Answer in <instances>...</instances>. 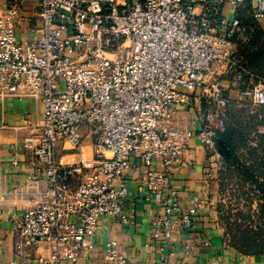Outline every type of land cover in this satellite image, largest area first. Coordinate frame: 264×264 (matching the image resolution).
Segmentation results:
<instances>
[{"label": "built area", "instance_id": "1", "mask_svg": "<svg viewBox=\"0 0 264 264\" xmlns=\"http://www.w3.org/2000/svg\"><path fill=\"white\" fill-rule=\"evenodd\" d=\"M251 1L264 32V0ZM242 2L36 0L40 35L25 43L16 38L14 8L0 17V97L34 98L42 107L41 125L21 148L38 169L28 181L42 180L46 188L33 207L11 218L16 255L26 259L24 248L45 243L39 264H76L94 249L102 218L126 221V179L136 171L160 210L146 246L158 247L154 264H175L172 241L182 230H196L204 208L196 195L181 208L171 186L193 136L174 124L176 110L198 92L195 135L207 158L220 159L216 143L230 102L220 85L205 81L213 64L229 60L246 99L264 107V79L246 84V72L231 58L241 22L222 16L226 4ZM60 144L79 160L66 161ZM135 158L139 165H132ZM104 262L126 263L115 240L106 242Z\"/></svg>", "mask_w": 264, "mask_h": 264}, {"label": "crops", "instance_id": "2", "mask_svg": "<svg viewBox=\"0 0 264 264\" xmlns=\"http://www.w3.org/2000/svg\"><path fill=\"white\" fill-rule=\"evenodd\" d=\"M14 8L12 22L18 42H29L40 35L36 0H0V17ZM255 2L243 0L239 7L226 4L222 16L227 21L238 19L242 30L232 37L231 58L246 72V84L264 79V32L262 22L252 17ZM230 61L221 60L213 64L206 76L207 84L220 85L229 102L239 104L246 101L241 83L233 80L237 67L229 70ZM198 92L191 96L188 104L176 110L174 124L183 131L193 133L188 138L183 155L174 166L171 186L177 192L181 208H186L192 196H198L203 204L199 223L195 231L182 230L172 241L175 264H264V254H246L233 246L226 235L217 209L219 179L209 174V161L200 146L196 132L199 130L197 113ZM42 107L34 98L0 97V264H39L37 257L48 252V244L38 249L24 248L23 259L15 254L17 238L13 233L11 218L20 216L23 210L33 207L37 191L46 188L44 181L30 184L29 176L37 173L32 154L24 152L21 142L31 136L41 125ZM14 146V149L11 147ZM59 152L68 162H76L79 156L60 144ZM84 154L92 157L89 138H85ZM132 165H139L137 158ZM127 200L123 205L126 221L104 217L96 230L94 249L83 254L76 264H109L104 262L105 244L115 240L125 264H154L159 256L156 246H146L153 224L160 210L148 199L142 189L141 174L133 171L126 179ZM191 250L185 253L183 247Z\"/></svg>", "mask_w": 264, "mask_h": 264}, {"label": "rangeland", "instance_id": "3", "mask_svg": "<svg viewBox=\"0 0 264 264\" xmlns=\"http://www.w3.org/2000/svg\"><path fill=\"white\" fill-rule=\"evenodd\" d=\"M225 131L227 156L220 153V159H210L208 167L220 182V220L235 248L264 254V107L257 108L248 100L230 102Z\"/></svg>", "mask_w": 264, "mask_h": 264}, {"label": "trees", "instance_id": "4", "mask_svg": "<svg viewBox=\"0 0 264 264\" xmlns=\"http://www.w3.org/2000/svg\"><path fill=\"white\" fill-rule=\"evenodd\" d=\"M226 141V131L219 134L218 140H217V148L219 150V152L223 155V156H227V152H226V146L224 145ZM255 173V172H253ZM252 180V178H251ZM252 183L255 184H259V186H262V184L260 182H258V179H254L251 181ZM258 186V185H257ZM264 186V185H263Z\"/></svg>", "mask_w": 264, "mask_h": 264}]
</instances>
